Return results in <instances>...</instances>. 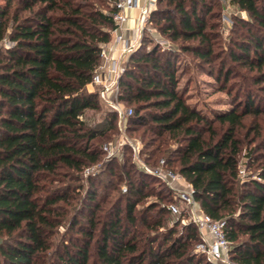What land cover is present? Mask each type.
Returning a JSON list of instances; mask_svg holds the SVG:
<instances>
[{
	"label": "trees",
	"instance_id": "16d2710c",
	"mask_svg": "<svg viewBox=\"0 0 264 264\" xmlns=\"http://www.w3.org/2000/svg\"><path fill=\"white\" fill-rule=\"evenodd\" d=\"M112 1L108 10L95 0H6L0 6L2 264H212L194 252L201 240L195 223L169 225L173 192L144 170L129 144L121 157L106 159L103 141L119 134L118 113L109 110L95 123L86 117L102 109L99 93L87 85L115 28ZM233 1L264 28V0ZM157 3L152 13L159 32L197 39L182 49L211 62L210 4ZM246 43L231 52L233 62L264 69L263 39L252 34ZM225 67L219 78L227 82L231 68ZM119 85L120 101L133 108L126 131L142 140V159L156 166L165 157L166 167L194 187L201 208L227 221L233 261L264 264V108L253 94L243 108L210 116L187 101L174 54L160 46L134 51ZM250 116L255 124L246 136L255 145L242 155ZM243 156L256 169L247 180ZM98 164L99 172L81 183L84 169ZM68 215V230L76 234L58 244L54 236Z\"/></svg>",
	"mask_w": 264,
	"mask_h": 264
},
{
	"label": "rangeland",
	"instance_id": "374dc122",
	"mask_svg": "<svg viewBox=\"0 0 264 264\" xmlns=\"http://www.w3.org/2000/svg\"><path fill=\"white\" fill-rule=\"evenodd\" d=\"M206 1L213 8L214 12L213 14L209 15L207 19L209 26L214 24L213 28H208V31L215 42L214 50L216 51V54L211 57V62L207 63V61L199 58L191 51H185L182 49L184 45L193 46L197 44V39L186 40L184 38H180L178 40H174L160 33L158 30L159 26L157 25V22L154 21L153 13L151 14V21L149 22L148 26H146L142 31V36L138 41L139 43L136 50L141 48L143 50L149 51L156 46H160L161 49L172 52L174 54V61H176L177 70L180 77V89L184 90L186 93L185 95L187 101L198 109L203 110L210 116L218 111H227L234 106L243 108L245 96L248 93L253 94L256 105H260L262 108H264V69L259 70L257 68H250L245 63L233 62L231 54L233 50H236L238 45L247 44L246 42L251 39L252 34H256L257 36L261 37L264 43V28L259 27L258 24L252 19L250 14L246 10L241 9L233 0ZM5 2L6 0H0V6H3ZM95 3L104 10H108V7L112 6L113 1L101 0L100 2L95 0ZM157 7L158 3L156 0L154 10H156ZM171 10L174 12L173 7H171ZM250 46L252 48L250 55L252 58L255 56L253 53L254 45L251 44ZM127 63L128 62H126V65ZM222 63H226V67L231 68V74L227 82H225L223 76L219 78V76H221L220 68ZM101 104V110L87 111L86 117L91 123L100 122L105 117L106 112L110 110L109 105L103 102H101ZM245 124L246 127L242 129L241 134V138L244 140L245 144V149L242 155L247 153L246 148L255 145L254 143H251V137L246 136L248 129L252 128V126L255 124L254 116L248 117ZM217 127L219 131H221V128H223L219 125H217ZM124 135L133 140L135 143H138L141 146L140 149L142 150L144 144L140 137L129 135L126 130L121 131L120 128L119 134L111 133V137L103 141V146L107 143L109 145H113L114 147H119L120 141ZM176 148V144L170 146L171 150H175ZM122 151L123 148H119L117 155H120L121 157ZM106 159H109L107 158V153ZM161 159H165V157H161L160 160ZM140 160L141 162L150 166V164L146 163L142 159L141 155ZM160 165L161 163L159 161L156 166L151 167H158ZM96 167H98L96 170L97 174L100 170L99 164L96 165ZM255 170V167L248 166V159L247 157L243 156L241 159L242 179L247 180L248 176L246 175L248 173L253 174ZM82 182L87 185V178L84 174L83 181H81V183ZM105 192L106 191L103 188L99 194L105 195ZM116 193L117 191L112 193L110 198H113ZM174 199V203H177L180 207H182V204L175 197ZM235 216H237V214H235ZM69 218L70 216L68 215V219L65 221L66 223L62 224L58 228V233L54 236L58 244L65 236L67 242V239L70 236L76 234L75 229L68 230ZM180 219L181 223H188V218L183 219V217L179 216V214L172 212V214L169 216V225H173L176 220ZM81 220L84 222L83 219ZM163 230H165V228H163ZM198 243L199 242H197L194 247V252L199 255H204L203 253L196 251V246ZM1 262L2 258L0 256V264H2Z\"/></svg>",
	"mask_w": 264,
	"mask_h": 264
},
{
	"label": "built area",
	"instance_id": "2783aa9c",
	"mask_svg": "<svg viewBox=\"0 0 264 264\" xmlns=\"http://www.w3.org/2000/svg\"><path fill=\"white\" fill-rule=\"evenodd\" d=\"M156 0H116L113 14L115 28L112 30L110 43L103 44L101 49L102 63L97 67L91 82L87 85L90 92H98L101 102L110 106V110L116 111L119 116L118 125L121 131H125L126 119L133 113V108L124 105L120 99V78L126 70V62L130 55L137 49L138 41L141 39L142 31L151 21ZM138 13V26L133 28V36L129 37L125 31L130 20V12ZM125 129V130H124ZM129 144L133 149V156L148 173L163 180L172 190L174 197L182 204L171 203L169 208L173 213L188 218L198 227L201 240L196 246V251L206 255L212 264H238L231 257L232 242L227 237V221L225 219H214L206 213L198 204L194 187L186 178L178 172L165 167V159H161V165L151 167L141 162L140 148L138 143L123 136L119 147L105 144L103 149L107 158L116 156L119 148ZM98 167L92 165L84 169L85 177L96 173ZM123 190L127 187L124 185Z\"/></svg>",
	"mask_w": 264,
	"mask_h": 264
},
{
	"label": "crops",
	"instance_id": "0c3cea01",
	"mask_svg": "<svg viewBox=\"0 0 264 264\" xmlns=\"http://www.w3.org/2000/svg\"><path fill=\"white\" fill-rule=\"evenodd\" d=\"M130 15H131V17H130V20H129L128 25H127L130 29L128 31H125V33L129 37L133 36V30L132 29L138 26V19H137L138 13L134 10V11L130 12Z\"/></svg>",
	"mask_w": 264,
	"mask_h": 264
}]
</instances>
